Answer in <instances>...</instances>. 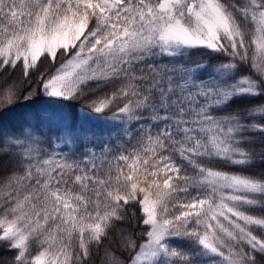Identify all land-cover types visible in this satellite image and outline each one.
I'll return each mask as SVG.
<instances>
[{
	"label": "snow or ice",
	"instance_id": "1",
	"mask_svg": "<svg viewBox=\"0 0 264 264\" xmlns=\"http://www.w3.org/2000/svg\"><path fill=\"white\" fill-rule=\"evenodd\" d=\"M0 264H264V0H0Z\"/></svg>",
	"mask_w": 264,
	"mask_h": 264
},
{
	"label": "trees",
	"instance_id": "2",
	"mask_svg": "<svg viewBox=\"0 0 264 264\" xmlns=\"http://www.w3.org/2000/svg\"><path fill=\"white\" fill-rule=\"evenodd\" d=\"M199 54L192 57V59H201ZM203 59H207V57H203ZM13 79L20 81L19 73ZM21 87H25L26 85L20 84ZM47 107L45 101H43L41 98L37 97L34 98L33 101H29L25 103L23 100H21L16 106L15 110L10 112L8 114V117L3 121L5 124H8L10 122H17L20 120H23L26 116H29L33 113L41 112ZM75 107H80L79 104H77Z\"/></svg>",
	"mask_w": 264,
	"mask_h": 264
}]
</instances>
